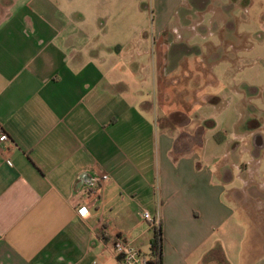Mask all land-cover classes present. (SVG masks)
<instances>
[{
    "label": "crops",
    "instance_id": "obj_1",
    "mask_svg": "<svg viewBox=\"0 0 264 264\" xmlns=\"http://www.w3.org/2000/svg\"><path fill=\"white\" fill-rule=\"evenodd\" d=\"M203 2L3 0L0 264H119L116 238L147 259L144 211L158 217L162 264H264L263 212L233 196L249 169L229 161L258 154L262 176V136L248 150L234 134L216 162L203 144L215 121L193 113L221 101L206 88L241 42L226 30L221 47L220 35L198 43L216 26L192 17Z\"/></svg>",
    "mask_w": 264,
    "mask_h": 264
},
{
    "label": "rangeland",
    "instance_id": "obj_2",
    "mask_svg": "<svg viewBox=\"0 0 264 264\" xmlns=\"http://www.w3.org/2000/svg\"><path fill=\"white\" fill-rule=\"evenodd\" d=\"M243 1L247 6L249 4L245 11L238 8V0H210L209 2L204 0L203 3H200V5H203V9L198 11L197 15L192 16L193 18H206L211 15L215 20V27L202 28L206 35L204 38L199 37L198 43L200 45L204 41L215 42L219 39L218 35H220L222 41L219 47H221L224 45L223 36L226 32L229 34L235 31L240 33L241 36L239 38V41H241L240 47L233 52L234 57L225 55L226 57L215 63L214 73L218 80L215 82L216 86L211 85L206 88L211 93H219L221 101L217 104H204L193 110V113L198 115V121L203 118H212L215 121L213 128L205 129L203 137V144L207 141V138L210 139L206 144L209 149L208 153L213 156L214 161L222 157L227 150H230L234 134L246 133V140L242 141V145H246L248 150L255 145L254 133L256 131H259V135L262 136L264 141V0H251L250 3H248L250 0ZM2 2L3 0H0V5ZM206 2L209 4H206ZM229 19L231 25L227 27L225 23ZM212 28H215V35H208L209 32H212ZM230 36L232 37V34ZM229 42L234 44L232 41ZM207 47L209 48V46ZM231 49L234 50L236 47L232 46ZM225 50H228V48L225 47ZM235 86L237 93H234L233 90ZM215 133L217 138L225 134V140L222 142L213 141ZM195 143L200 144V141L197 140ZM257 155L251 152L249 157L244 153L230 156V162L236 164L238 161L246 162L244 168L249 169L246 176H243L245 178L243 191L239 194L232 192V194L234 193V197L244 194L243 197L247 198H245L246 201L241 202V205L248 210L257 208L264 215V197L258 199L255 196V193L264 194V186L261 190V186L256 184L262 178L264 182V174L262 176L259 174L255 176L254 174V170H256L254 169L256 166L254 157ZM233 172L236 174V168L233 169ZM240 186L241 180L235 177L228 187ZM226 197L230 196L226 195Z\"/></svg>",
    "mask_w": 264,
    "mask_h": 264
},
{
    "label": "built area",
    "instance_id": "obj_3",
    "mask_svg": "<svg viewBox=\"0 0 264 264\" xmlns=\"http://www.w3.org/2000/svg\"><path fill=\"white\" fill-rule=\"evenodd\" d=\"M8 139V136L6 133H0V142L6 141ZM7 163L10 164V161H7ZM108 176L106 174H103L101 179L106 180ZM84 207L78 208V212H81V210ZM142 216L145 220H147L152 225H158V217H152L149 212L144 211L142 213ZM113 250L116 254V257L119 261V264H142V258L138 252V250L126 242L122 241L119 238H116L113 242Z\"/></svg>",
    "mask_w": 264,
    "mask_h": 264
},
{
    "label": "trees",
    "instance_id": "obj_4",
    "mask_svg": "<svg viewBox=\"0 0 264 264\" xmlns=\"http://www.w3.org/2000/svg\"><path fill=\"white\" fill-rule=\"evenodd\" d=\"M154 232L150 241V253L147 259H142V264H162V232L158 225H153Z\"/></svg>",
    "mask_w": 264,
    "mask_h": 264
},
{
    "label": "flooded vegetation",
    "instance_id": "obj_5",
    "mask_svg": "<svg viewBox=\"0 0 264 264\" xmlns=\"http://www.w3.org/2000/svg\"><path fill=\"white\" fill-rule=\"evenodd\" d=\"M258 139H260V135H255V137H254L255 144L258 143V141H259Z\"/></svg>",
    "mask_w": 264,
    "mask_h": 264
},
{
    "label": "snow or ice",
    "instance_id": "obj_6",
    "mask_svg": "<svg viewBox=\"0 0 264 264\" xmlns=\"http://www.w3.org/2000/svg\"><path fill=\"white\" fill-rule=\"evenodd\" d=\"M81 212H82V214H84V215H86L87 213H86V211L85 210H81Z\"/></svg>",
    "mask_w": 264,
    "mask_h": 264
}]
</instances>
